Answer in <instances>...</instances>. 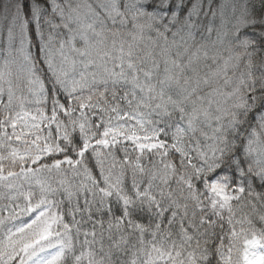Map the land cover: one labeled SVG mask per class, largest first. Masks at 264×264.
<instances>
[{"label": "snow or ice", "instance_id": "6c2138e0", "mask_svg": "<svg viewBox=\"0 0 264 264\" xmlns=\"http://www.w3.org/2000/svg\"><path fill=\"white\" fill-rule=\"evenodd\" d=\"M0 264H264V0H0Z\"/></svg>", "mask_w": 264, "mask_h": 264}]
</instances>
